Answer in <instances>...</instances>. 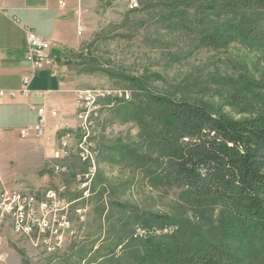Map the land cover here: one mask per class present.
Returning <instances> with one entry per match:
<instances>
[{
    "label": "rangeland",
    "instance_id": "rangeland-1",
    "mask_svg": "<svg viewBox=\"0 0 264 264\" xmlns=\"http://www.w3.org/2000/svg\"><path fill=\"white\" fill-rule=\"evenodd\" d=\"M62 1L63 32L72 34L74 43L56 44L57 69L46 68L63 82L54 98L57 119L60 127L78 129L76 141L69 157L55 161L58 125L46 138L8 135L0 147V191L43 193L65 185L79 197L77 177L87 172V165L77 148L88 131L97 176L87 206V231L56 255L8 232L0 264H138L130 250L143 257L144 242L159 244L185 221L204 229L207 237L221 235L220 208L163 176L167 155L162 144L176 130L166 126L165 113L152 107L147 94L199 103L235 120L264 118V11L221 13L197 0H140L137 7L131 0ZM41 16L30 13L27 23L20 21L49 39L53 16ZM237 24L243 27L241 36L233 29ZM85 91H93L97 102H89L91 112L80 131L86 102L77 96ZM121 91L130 98L119 99ZM107 93L110 99L102 96ZM54 165L67 167L68 173L55 174ZM136 215L165 220L147 222ZM132 241L138 243L129 246Z\"/></svg>",
    "mask_w": 264,
    "mask_h": 264
},
{
    "label": "trees",
    "instance_id": "trees-1",
    "mask_svg": "<svg viewBox=\"0 0 264 264\" xmlns=\"http://www.w3.org/2000/svg\"><path fill=\"white\" fill-rule=\"evenodd\" d=\"M197 1L221 13L264 11V0ZM233 29L240 35L243 27L237 24ZM262 34L264 29L261 40ZM147 95L152 107L165 113L166 126L176 130L174 138L162 144L167 155L163 176L185 187L190 196L215 203L223 227L221 235L207 232V237L201 227L182 222L176 235L159 244L144 242L143 257L128 248L132 260L138 264H264V118L235 120L199 103ZM136 218L165 220L156 215Z\"/></svg>",
    "mask_w": 264,
    "mask_h": 264
},
{
    "label": "built area",
    "instance_id": "built-area-1",
    "mask_svg": "<svg viewBox=\"0 0 264 264\" xmlns=\"http://www.w3.org/2000/svg\"><path fill=\"white\" fill-rule=\"evenodd\" d=\"M140 0H131L132 7H137ZM59 6L63 9L66 4L61 0ZM5 11L0 10V16ZM13 22L21 26L17 18ZM27 36V54L26 59L33 67L35 76L50 66L57 69L55 65L57 58L52 54L53 43L50 40L39 36L34 30L23 26ZM32 79L26 77L22 81V86L18 92L21 96L28 98L32 94ZM5 96V92L0 90V101ZM104 98L112 97L110 93L102 95ZM119 99L129 97L127 91H121L117 94ZM11 97H16L11 94ZM79 101L86 103L81 107L82 123L80 131H84L87 124L85 115L89 111L90 103H96L97 99L93 91L78 93ZM101 98V97H100ZM80 105V104H79ZM30 110L38 114L37 122L27 125L20 130L21 139L44 138L47 131L48 118H59L60 113L57 110L49 109L45 106L30 105ZM77 130L65 129V126L59 127L57 131L58 143L55 149V161L65 160L70 156L72 143L76 141ZM81 134V133H80ZM82 135V134H81ZM90 133L85 131L83 140L77 148L78 158L87 165V172L77 177V190L79 197H75L64 185L62 187L50 188L43 193L30 191H17L11 189H2L0 191V248L6 241V235L11 232L15 237L33 241L36 247L46 249L52 255L59 254L71 243L81 240L86 230L88 219V201L94 195L95 179L92 170L89 169V155L92 143L89 140ZM82 141V142H81ZM75 154V152H74ZM76 155V154H75ZM54 172L57 175L67 174V167L63 165H54Z\"/></svg>",
    "mask_w": 264,
    "mask_h": 264
},
{
    "label": "crops",
    "instance_id": "crops-1",
    "mask_svg": "<svg viewBox=\"0 0 264 264\" xmlns=\"http://www.w3.org/2000/svg\"><path fill=\"white\" fill-rule=\"evenodd\" d=\"M58 5L59 1L57 2V0H0V10L5 11L0 16V90L5 92V96L0 101V147L6 144L3 140L8 135L19 134L20 136L21 129L37 122L38 114L30 110V105L45 106L49 109L57 110L58 105L55 104L54 98L62 92L60 84H63V82L58 80V73L55 75V72L52 73V69L46 67L39 76H35L33 67L26 59L28 49L27 36L22 28L24 25L21 21L25 19L27 23L30 13L42 14L43 16L41 17L44 19L48 15H52V29L50 38L47 40L55 43L52 54L59 59L60 47L57 46L58 43L59 45L72 46L74 36L72 34H64V15L60 10L62 8L60 6L58 8ZM13 18L21 20V26L16 25L13 22ZM13 28H16L14 30L18 32L17 36L11 32ZM20 38L23 41L21 43L22 47L18 43ZM26 77L34 80V85L32 86L31 84L32 94L28 98L18 94L22 81ZM11 94H15L16 97H11ZM63 96L62 98H64ZM59 124L61 125L59 119L49 116L45 138L48 137V133L52 134V129L50 128H56L58 125L57 128L59 129ZM58 129L55 132L53 131V137L57 134ZM54 143H56V137ZM47 145H49L47 141H43L45 149ZM55 148L56 144L52 155H54Z\"/></svg>",
    "mask_w": 264,
    "mask_h": 264
},
{
    "label": "bare ground",
    "instance_id": "bare-ground-1",
    "mask_svg": "<svg viewBox=\"0 0 264 264\" xmlns=\"http://www.w3.org/2000/svg\"><path fill=\"white\" fill-rule=\"evenodd\" d=\"M129 99V97H127ZM96 151L91 150L90 147V155H89V169L92 170V175L96 176L97 173V163H96Z\"/></svg>",
    "mask_w": 264,
    "mask_h": 264
}]
</instances>
